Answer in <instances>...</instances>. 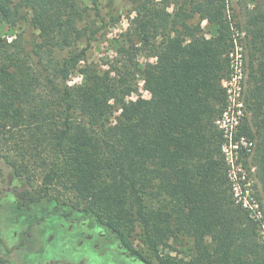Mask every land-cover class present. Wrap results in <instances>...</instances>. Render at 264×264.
<instances>
[{
  "label": "trees",
  "instance_id": "16d2710c",
  "mask_svg": "<svg viewBox=\"0 0 264 264\" xmlns=\"http://www.w3.org/2000/svg\"><path fill=\"white\" fill-rule=\"evenodd\" d=\"M229 2L132 0L101 71L86 64L102 29L99 0H0V162L24 181L16 210L48 202L75 211L143 264L151 260L135 241L158 264H264V238L236 203L214 124L236 28L246 32L248 113L237 137L254 142L264 201V0H237L240 22ZM19 22L37 32L33 52L4 37ZM76 72L82 82L69 85ZM185 240L188 259L163 254Z\"/></svg>",
  "mask_w": 264,
  "mask_h": 264
},
{
  "label": "rangeland",
  "instance_id": "374dc122",
  "mask_svg": "<svg viewBox=\"0 0 264 264\" xmlns=\"http://www.w3.org/2000/svg\"><path fill=\"white\" fill-rule=\"evenodd\" d=\"M17 1L13 0L14 3ZM80 1L91 6V0ZM168 1L174 4L180 2ZM237 4V0H230L228 13L230 17L233 15L237 17L234 18L235 22H240ZM99 5L103 16L102 29L90 45L86 54V64L103 71L116 56V50L121 44V34L128 28L134 15L130 14L132 0H99ZM201 26L206 36L214 34V28L206 20ZM233 31L237 42L244 44L246 32L236 28H233ZM15 36L21 38L26 52H33L38 42L35 30L27 23L19 22L14 30H9L4 35L9 40ZM140 62H145L144 58ZM81 82L82 76L76 72L68 84L75 85ZM138 94L149 98L148 93L143 90L142 82H139ZM135 98V95L131 97ZM238 153L234 162L244 166L247 181L240 182L237 198L234 192L232 193L236 203L239 198L251 203L250 197L258 203L262 218L258 222L252 219L261 236L264 235V201L258 197L257 181L250 171L252 164L249 160L252 153L245 154L240 150ZM246 183H250V186ZM246 187L249 189L248 195L245 193ZM24 188V181L16 178L10 169L0 162V256L6 260V264H143L139 260L127 257L116 243L106 241L100 229L88 228L87 223L82 221L75 211L67 208L54 209V204L48 202L34 205L27 210H16V196ZM135 244L151 260V264H158L139 243L135 241ZM191 248L192 244L187 240L181 244L170 242L162 248V252L176 259H186Z\"/></svg>",
  "mask_w": 264,
  "mask_h": 264
},
{
  "label": "built area",
  "instance_id": "2783aa9c",
  "mask_svg": "<svg viewBox=\"0 0 264 264\" xmlns=\"http://www.w3.org/2000/svg\"><path fill=\"white\" fill-rule=\"evenodd\" d=\"M237 36V34H236ZM245 47L244 44H239L233 35V47L228 55L230 72L229 76L221 83L222 89L225 92V109L223 113L215 120L214 124L221 133L222 147L221 153L224 156L225 164L227 165V178L231 184L232 192L235 197L239 196L240 182L247 181L246 172L242 164H237L234 160L237 159L238 151L245 154H251L254 149V142L244 138L237 137L241 125L248 117L244 103V83H245ZM254 168L250 171L254 174ZM250 186V183H246ZM245 193L249 194V189L245 188ZM251 203L246 199H237V203L247 210L256 222L262 218V211L259 205L252 197ZM263 234H261L262 236ZM264 238V235H263Z\"/></svg>",
  "mask_w": 264,
  "mask_h": 264
}]
</instances>
